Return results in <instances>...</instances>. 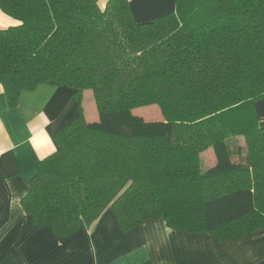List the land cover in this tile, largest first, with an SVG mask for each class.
<instances>
[{"label": "trees", "instance_id": "16d2710c", "mask_svg": "<svg viewBox=\"0 0 264 264\" xmlns=\"http://www.w3.org/2000/svg\"><path fill=\"white\" fill-rule=\"evenodd\" d=\"M98 1L0 0L19 22L0 28L9 106L40 85L66 86L80 111L36 164L21 200L32 223L67 239L110 205L125 232L156 218L218 243L264 229V0H175L148 22L128 0ZM150 105L163 121L133 116ZM235 138L244 144L231 147ZM208 149L216 161L203 171Z\"/></svg>", "mask_w": 264, "mask_h": 264}, {"label": "crops", "instance_id": "0c3cea01", "mask_svg": "<svg viewBox=\"0 0 264 264\" xmlns=\"http://www.w3.org/2000/svg\"><path fill=\"white\" fill-rule=\"evenodd\" d=\"M108 1L99 0V8L104 10ZM128 1L138 22L176 8L175 0ZM18 24L0 10V28ZM86 91L83 114L94 122L98 120L94 102L89 113L83 105ZM256 110L264 125V100ZM79 115L69 87L40 85L24 92L18 107L11 108L0 83V264H264V229L241 241L218 243L211 233L175 230L156 218L125 232L110 205L84 219L67 239L34 225L21 200L29 192L36 164L57 150L55 136Z\"/></svg>", "mask_w": 264, "mask_h": 264}, {"label": "rangeland", "instance_id": "374dc122", "mask_svg": "<svg viewBox=\"0 0 264 264\" xmlns=\"http://www.w3.org/2000/svg\"><path fill=\"white\" fill-rule=\"evenodd\" d=\"M86 92H89V93H85L84 98H83V105H84V108L86 110V113H89V109L91 108V105L94 102V97H93V94L90 90H87ZM94 104H95V102H94ZM132 114H133V116L141 118L145 121H163L164 120V116H163L160 108L157 105H150V106H145V107L133 109ZM231 140H232V142L229 141V144L232 145L231 147H235V146H237V144H241V145L244 144L243 139H240V138L239 139L235 138V139H231ZM213 156H214V154H213L212 149H208L202 153L201 162H202V170L203 171L208 170L210 167H212L214 165L216 158ZM127 185H128V181L126 182L124 188Z\"/></svg>", "mask_w": 264, "mask_h": 264}]
</instances>
